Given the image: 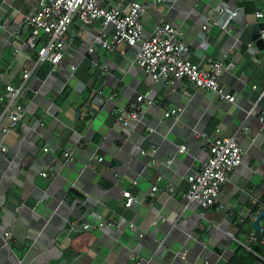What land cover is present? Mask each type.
<instances>
[{
	"label": "crops",
	"instance_id": "1",
	"mask_svg": "<svg viewBox=\"0 0 264 264\" xmlns=\"http://www.w3.org/2000/svg\"><path fill=\"white\" fill-rule=\"evenodd\" d=\"M132 1L148 6L143 38L170 23L201 69L208 59L226 56L224 64L234 66L219 84L235 102L196 90L186 78L175 86L154 84L134 63V50L109 52L95 42L98 21L86 27L75 21L79 35L69 55L53 72L45 65L31 78L24 121L0 133V264H223L243 245L238 223L252 222L264 209L251 212L264 198V54L248 52L250 26L264 22V0H225L238 13L225 29L217 0ZM34 3L0 0V96L32 66L35 53L16 48L28 34L24 16ZM137 96L144 97L138 119L124 126ZM173 108L178 117L165 118ZM217 130L235 135L243 158L221 186L218 203L206 208L185 199L186 177L207 159L200 135ZM126 190L138 200L129 209ZM96 217L113 226L98 229ZM183 250L185 262L176 256Z\"/></svg>",
	"mask_w": 264,
	"mask_h": 264
},
{
	"label": "built area",
	"instance_id": "2",
	"mask_svg": "<svg viewBox=\"0 0 264 264\" xmlns=\"http://www.w3.org/2000/svg\"><path fill=\"white\" fill-rule=\"evenodd\" d=\"M106 1V6H101L98 0H35L30 12L24 16V26L28 34L24 40L19 41L21 46L16 48V52L24 48L34 52L36 57L32 66L22 71L17 86L4 85L3 94L0 96V101L4 103L0 112L1 134H8L16 125L24 121L27 110L25 95L31 78L44 65H49L50 71L53 72L69 55L74 39L79 35L77 31L72 30L75 21L82 27L91 26L98 21L101 27L94 37L95 42L109 52L119 51L125 54L127 51L134 50V63L151 77L154 84L169 82L175 86L186 78L196 90L210 91L221 102L229 104L235 102V96L226 93L219 84L221 73L234 66L232 62L224 64L226 56L218 60L208 59L207 68L201 69L188 59V47L182 40V31L170 23L158 24L150 37H142L141 18L148 9L147 5L132 0ZM217 1V10L227 16L222 24L225 29L229 21L238 13L231 10L224 0ZM255 16L262 18L263 14L257 12ZM108 27L111 32L107 33L105 30ZM205 28L203 26V29ZM16 38L18 39L17 35ZM93 51V47L88 49L89 53ZM70 70L75 71V67L71 66ZM102 70L106 71L107 67L103 66ZM4 77V72H0V81H3ZM261 96H264V92ZM143 98V96H137L136 101L130 103L128 112L123 115L124 126L138 119L140 106L138 103L142 102ZM179 114L180 110L173 108L167 110L164 117L177 118ZM260 122L263 123L262 118ZM200 136L206 141L208 156L198 171L187 175L184 197L189 203L208 208L218 203L221 186L241 164L243 152L235 140V135L224 137L219 135L217 130L214 134L202 133ZM2 151L5 152L6 148L2 147ZM44 151H47V148H44ZM185 151V146H180L179 152ZM63 155L66 159H72L70 152H65ZM170 163L171 161H167V164ZM42 176L46 177V174L43 173ZM156 189V186L152 187V191ZM168 190L173 189L169 186ZM122 195L123 206L126 209L138 202L128 190L123 191ZM255 216L256 214L251 216L252 221ZM95 219L96 227L100 230L113 226V224H103L100 217ZM260 225L264 230V224ZM89 227V224L83 225L85 230ZM255 232L253 230L249 234V242H256ZM2 238L7 244L11 239V233H4ZM260 243L264 245V239ZM242 246L252 252L248 245ZM176 256L183 262L186 261L185 250L178 252ZM186 263L192 264L187 261Z\"/></svg>",
	"mask_w": 264,
	"mask_h": 264
},
{
	"label": "trees",
	"instance_id": "3",
	"mask_svg": "<svg viewBox=\"0 0 264 264\" xmlns=\"http://www.w3.org/2000/svg\"><path fill=\"white\" fill-rule=\"evenodd\" d=\"M32 57L33 59H35L36 54H34ZM49 71L50 66H47V72ZM260 203L261 204L256 203L252 207V213H256L257 211H259L261 206H264V198L260 200ZM251 224L252 222L249 218H246L242 222H239L237 225V237L241 233L243 235L242 237H240L241 243L243 245H248L252 252L246 250L242 245H238L234 249L232 257L228 260L227 263L223 264H264V245L260 243L264 238L260 233L255 232V235L257 237L256 242H249V234L253 231Z\"/></svg>",
	"mask_w": 264,
	"mask_h": 264
},
{
	"label": "water",
	"instance_id": "4",
	"mask_svg": "<svg viewBox=\"0 0 264 264\" xmlns=\"http://www.w3.org/2000/svg\"><path fill=\"white\" fill-rule=\"evenodd\" d=\"M249 30L251 32V44L248 48V52L253 55L256 52L264 54V34L262 36V33H264V22L253 24L250 26ZM262 220H264V209L255 216L251 226L254 231L259 232L264 236V230H262L260 225Z\"/></svg>",
	"mask_w": 264,
	"mask_h": 264
}]
</instances>
